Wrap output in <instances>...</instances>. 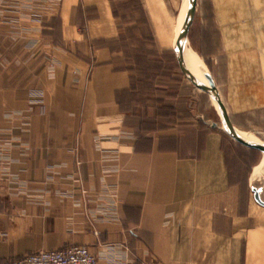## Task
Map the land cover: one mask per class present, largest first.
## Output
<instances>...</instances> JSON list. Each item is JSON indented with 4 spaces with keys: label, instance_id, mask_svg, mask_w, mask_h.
<instances>
[{
    "label": "crops",
    "instance_id": "1",
    "mask_svg": "<svg viewBox=\"0 0 264 264\" xmlns=\"http://www.w3.org/2000/svg\"><path fill=\"white\" fill-rule=\"evenodd\" d=\"M209 2L191 49L254 132L264 0ZM124 33L111 0H0V261L83 246L107 264H264V156L169 82L136 80Z\"/></svg>",
    "mask_w": 264,
    "mask_h": 264
},
{
    "label": "rangeland",
    "instance_id": "2",
    "mask_svg": "<svg viewBox=\"0 0 264 264\" xmlns=\"http://www.w3.org/2000/svg\"><path fill=\"white\" fill-rule=\"evenodd\" d=\"M193 2L194 6L192 7ZM111 3L117 22L125 29L124 38L120 45L128 49L126 51L129 55L128 64L136 71V80H148V78L150 79L149 76H156L157 78L153 79L161 84L169 82L171 90L177 92L178 98L182 96L181 100H183L190 97L189 100L195 102L197 113H201L204 119H208L225 136H228L223 130L224 125L217 116L210 97L208 102L206 100L209 94L196 89L180 72L176 53L172 46L178 21L184 16L182 20L183 29L186 26L187 18H189L185 46L197 56L191 49L190 40L194 41L196 39L198 28L203 25L201 17L212 13L209 0H191L190 2L189 0H163V7L156 6L155 0H111ZM192 8L193 15L189 16ZM153 37H155V44ZM158 41L159 44L166 43L168 45L167 52L160 54L151 49L152 46L157 45ZM197 58L202 63L198 56ZM203 66L205 75L210 77L206 65L203 64ZM186 67L194 77L200 80L199 72L191 66L186 65ZM140 75H143V78ZM180 82L187 87L189 86V90H193L192 93L182 87ZM198 95L201 96L200 99L197 98ZM237 131L257 138L260 144L264 145V127L258 126L254 129V132L250 133ZM253 154H255L254 162L257 166L262 153L252 151L249 157L250 163L253 162ZM247 156L243 153L240 155L242 161ZM251 186L260 191L262 197H264V169H261L254 180H251Z\"/></svg>",
    "mask_w": 264,
    "mask_h": 264
},
{
    "label": "built area",
    "instance_id": "3",
    "mask_svg": "<svg viewBox=\"0 0 264 264\" xmlns=\"http://www.w3.org/2000/svg\"><path fill=\"white\" fill-rule=\"evenodd\" d=\"M0 264H107L83 246H69L62 250L40 251L21 258L0 261Z\"/></svg>",
    "mask_w": 264,
    "mask_h": 264
},
{
    "label": "water",
    "instance_id": "4",
    "mask_svg": "<svg viewBox=\"0 0 264 264\" xmlns=\"http://www.w3.org/2000/svg\"><path fill=\"white\" fill-rule=\"evenodd\" d=\"M194 6V2L192 4V7ZM193 15V8L192 10L190 11V15L189 16H192ZM188 23H189V18H187V22H186V26L185 28L182 30L181 34L178 36L175 44L178 48V52H177V55H176V59H177V64H178V67L180 69V72L182 73V75L196 88L198 89L199 91H202L204 93H213L214 94V98L216 100V103L218 104L220 110H221V113H222V117H223V120L225 122V125H226V128H227V134L234 140L236 141L237 143L245 146V147H248V148H251V149H254L260 153H264V145H260V144H251L249 142H246L244 140H242L241 138H239L235 131H234V128L232 127L229 119H228V116L226 114V111H225V108L222 104V102L220 101V98H219V95L217 93V90H216V87L214 86L213 82H212V79L208 76V75H204V78L207 80L208 82V86H203V85H199L197 83V81L194 79V77L186 70L185 66H184V61H183V56H182V47L180 46V41L185 39L186 38V32H187V28H188ZM252 192L254 194V198L258 201V203L262 206H264V202H261L260 199H259V196H258V192L256 189H252Z\"/></svg>",
    "mask_w": 264,
    "mask_h": 264
},
{
    "label": "bare ground",
    "instance_id": "5",
    "mask_svg": "<svg viewBox=\"0 0 264 264\" xmlns=\"http://www.w3.org/2000/svg\"><path fill=\"white\" fill-rule=\"evenodd\" d=\"M191 0H189L190 2ZM188 6V4H187ZM189 8V6H188ZM187 9V7H186ZM186 12V11H185ZM185 15V14H184ZM184 18V16H183ZM183 18H180V20L178 21V24H177V28L175 30V34H174V40H173V48H174V51L177 55V52H178V48L175 44L178 36L181 34L182 32V29H183V23H182V20ZM187 21V20H186ZM187 43V41L185 39L181 40L180 41V46L182 47V56H183V61H184V66L186 68V70L192 75V73L188 70V68L186 67V65L188 66H191L193 67L197 72H199V76H200V80H198L196 77H194V75H192L194 77V79L197 81V83L199 85H203V86H208V82L207 80L204 78V75H205V71H204V66H203V63H201L199 61V59L197 58V56L192 52L190 51L186 46L185 44ZM209 97L213 103V106L217 112V115L220 119V121L223 123V130L224 132L227 133V128H226V125H225V122L223 120V117H222V113H221V110L218 106V104L216 103V100L214 98V94L213 93H209ZM236 135L241 138L242 140L246 141V142H249L251 144H260L259 140L257 138H253L251 136H248V135H245L244 133H241L239 131H237L236 129H234ZM261 145V144H260ZM262 155L264 156V153H262ZM261 169H264V161L262 163V165L260 166V168L258 169V171L255 173L253 180L255 178V176L258 174V172L261 170ZM253 175V174H252Z\"/></svg>",
    "mask_w": 264,
    "mask_h": 264
},
{
    "label": "trees",
    "instance_id": "6",
    "mask_svg": "<svg viewBox=\"0 0 264 264\" xmlns=\"http://www.w3.org/2000/svg\"><path fill=\"white\" fill-rule=\"evenodd\" d=\"M123 39V38H122Z\"/></svg>",
    "mask_w": 264,
    "mask_h": 264
}]
</instances>
